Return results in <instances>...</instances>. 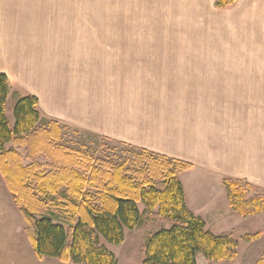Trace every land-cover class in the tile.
<instances>
[{"label": "crops", "instance_id": "1", "mask_svg": "<svg viewBox=\"0 0 264 264\" xmlns=\"http://www.w3.org/2000/svg\"><path fill=\"white\" fill-rule=\"evenodd\" d=\"M216 8L237 13L235 28L242 43L233 51L232 65H179V70L92 65L99 83L92 87L86 86L90 71L85 67L71 74L75 82H65L58 76V65L49 72L24 65L34 72L42 93L15 87L2 73L12 88L9 98L14 92L36 96L46 118L192 164L180 179L193 172L206 183L198 202L209 204L218 218L226 216L222 225L205 219L213 233L224 235L232 234V221L241 225L245 219L232 210L225 179L244 181L264 194V0H237ZM169 87L177 93H163ZM191 201L197 207V200ZM26 227L0 172V264H77L40 259Z\"/></svg>", "mask_w": 264, "mask_h": 264}, {"label": "trees", "instance_id": "2", "mask_svg": "<svg viewBox=\"0 0 264 264\" xmlns=\"http://www.w3.org/2000/svg\"><path fill=\"white\" fill-rule=\"evenodd\" d=\"M236 1L215 5L227 8ZM11 91L8 76L0 74V172L40 259L117 264L106 244H122L127 230L151 221L169 227L150 234L142 264H198L199 254L210 261L237 255L238 241L231 234L215 235L188 207L180 175L192 164L46 118L34 95L14 92L12 125L6 114ZM74 131L102 139L101 154L68 140ZM10 143L26 156L8 148ZM224 183L233 211L243 217L264 211V194L247 197L250 184L229 178Z\"/></svg>", "mask_w": 264, "mask_h": 264}, {"label": "rangeland", "instance_id": "3", "mask_svg": "<svg viewBox=\"0 0 264 264\" xmlns=\"http://www.w3.org/2000/svg\"><path fill=\"white\" fill-rule=\"evenodd\" d=\"M215 3L216 0H0V73L6 72L15 87L42 93L34 72L24 65L42 72L58 65V76L65 82L68 78L74 81L71 74L82 73L85 67L90 71V77H86V86L90 87L99 85L92 65H163L178 70L179 65H232L233 51L242 43L236 33L239 29L235 28L237 13L220 11ZM82 80L83 76L80 85ZM164 92L177 90L169 87ZM15 102L12 95L6 106L12 125ZM123 103L139 105L135 101ZM66 137L86 143L98 154L102 152V139L94 141L75 131ZM7 147L26 156L24 149L13 143ZM28 163L24 160L25 165ZM181 181L192 212L213 220V226L215 221L220 220L221 225L226 221V216L224 219L214 215L209 204L201 206L198 202V194L207 191L200 176L187 172ZM258 193L252 188L247 197ZM191 200H197V207ZM139 209L144 210L142 203ZM244 218L241 225L231 223V235L238 241L233 259L210 261L201 254L198 263H264V211ZM168 227L162 221L146 222L127 230L122 244L106 246L115 254L117 264H142L150 234ZM216 232L215 235H223Z\"/></svg>", "mask_w": 264, "mask_h": 264}]
</instances>
